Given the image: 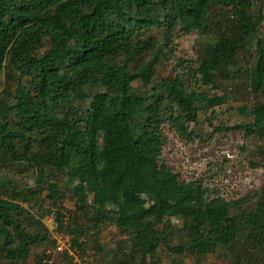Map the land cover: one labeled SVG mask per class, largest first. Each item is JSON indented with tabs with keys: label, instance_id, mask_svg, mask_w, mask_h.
Listing matches in <instances>:
<instances>
[{
	"label": "trees",
	"instance_id": "1",
	"mask_svg": "<svg viewBox=\"0 0 264 264\" xmlns=\"http://www.w3.org/2000/svg\"><path fill=\"white\" fill-rule=\"evenodd\" d=\"M180 34L199 66L168 74ZM208 74L264 155V0H0V264H47L52 208L51 264H264V185L208 200L162 160Z\"/></svg>",
	"mask_w": 264,
	"mask_h": 264
},
{
	"label": "rangeland",
	"instance_id": "2",
	"mask_svg": "<svg viewBox=\"0 0 264 264\" xmlns=\"http://www.w3.org/2000/svg\"><path fill=\"white\" fill-rule=\"evenodd\" d=\"M196 38V34H180L174 39L176 60L165 72L183 75L187 67L198 68ZM195 87L198 94L203 93L214 104L207 105L194 134L181 137L170 124L164 126L162 160L180 179L202 181L208 200L245 198L264 185V155L259 151L260 143L235 128L245 120V112L235 102L226 100L220 105L224 95L221 80L209 74L204 78L197 76ZM72 206L70 202L65 204L67 208ZM114 231L111 230L106 241L115 245L119 240Z\"/></svg>",
	"mask_w": 264,
	"mask_h": 264
},
{
	"label": "built area",
	"instance_id": "3",
	"mask_svg": "<svg viewBox=\"0 0 264 264\" xmlns=\"http://www.w3.org/2000/svg\"><path fill=\"white\" fill-rule=\"evenodd\" d=\"M57 209L52 208L49 217L46 219V223L52 231L53 237V248L46 251L45 263L51 264L52 257L64 252H69L71 255L76 256V252L71 250L72 247V236L66 231H60L57 223ZM67 222V219H65Z\"/></svg>",
	"mask_w": 264,
	"mask_h": 264
}]
</instances>
